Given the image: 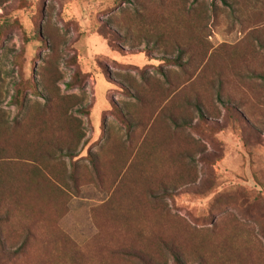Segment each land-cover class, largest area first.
<instances>
[{
	"label": "rangeland",
	"instance_id": "rangeland-1",
	"mask_svg": "<svg viewBox=\"0 0 264 264\" xmlns=\"http://www.w3.org/2000/svg\"><path fill=\"white\" fill-rule=\"evenodd\" d=\"M264 0H0V264H264Z\"/></svg>",
	"mask_w": 264,
	"mask_h": 264
},
{
	"label": "trees",
	"instance_id": "trees-1",
	"mask_svg": "<svg viewBox=\"0 0 264 264\" xmlns=\"http://www.w3.org/2000/svg\"><path fill=\"white\" fill-rule=\"evenodd\" d=\"M259 79H261L264 82V75H257Z\"/></svg>",
	"mask_w": 264,
	"mask_h": 264
}]
</instances>
